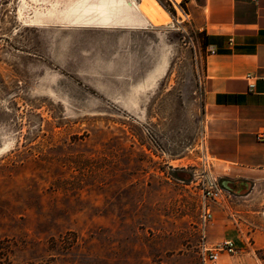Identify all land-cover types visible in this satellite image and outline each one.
<instances>
[{"label": "rangeland", "instance_id": "obj_1", "mask_svg": "<svg viewBox=\"0 0 264 264\" xmlns=\"http://www.w3.org/2000/svg\"><path fill=\"white\" fill-rule=\"evenodd\" d=\"M157 1L170 25L108 28L104 14L143 13L0 0V264H203V158L220 179L204 144L205 40L183 0ZM234 200L214 208L207 241L238 253L207 264H264V242H246L264 239V217L248 226Z\"/></svg>", "mask_w": 264, "mask_h": 264}, {"label": "crops", "instance_id": "obj_2", "mask_svg": "<svg viewBox=\"0 0 264 264\" xmlns=\"http://www.w3.org/2000/svg\"><path fill=\"white\" fill-rule=\"evenodd\" d=\"M183 3L205 38L201 100L206 152L219 180L227 179L222 185L237 194L234 203L246 210L250 226V213L264 217V0ZM103 19L108 28L149 24L143 15L131 22L125 12ZM228 181L238 188L227 186ZM255 234L248 239L264 242ZM235 238L244 242L240 231Z\"/></svg>", "mask_w": 264, "mask_h": 264}, {"label": "built area", "instance_id": "obj_3", "mask_svg": "<svg viewBox=\"0 0 264 264\" xmlns=\"http://www.w3.org/2000/svg\"><path fill=\"white\" fill-rule=\"evenodd\" d=\"M183 12V11H182ZM264 139V134L261 136ZM203 173L204 180L201 185H199V192L202 197L201 202V220H200V229L202 233V241L198 245V254L203 262L207 264L209 262L216 263L220 260V257L223 255L233 256L238 253V247L236 244L227 240L216 245H211L207 241V232L208 229L214 222V208L217 206L227 207L230 202L233 200L234 195L219 183V180L210 177V168L211 163L208 158H203ZM253 239L247 240L248 246L255 250L252 245Z\"/></svg>", "mask_w": 264, "mask_h": 264}, {"label": "bare ground", "instance_id": "obj_4", "mask_svg": "<svg viewBox=\"0 0 264 264\" xmlns=\"http://www.w3.org/2000/svg\"><path fill=\"white\" fill-rule=\"evenodd\" d=\"M126 4L129 5V7L136 8L139 12L143 13L144 19L149 23L153 24L155 26H164V25H170L171 18L169 14L162 8V6L158 3L157 0H143V2L139 5H137L134 0H132V3L129 2V0H125ZM177 3H179L181 0H175ZM131 4L133 6H131ZM182 11L180 10L179 15L182 16Z\"/></svg>", "mask_w": 264, "mask_h": 264}, {"label": "trees", "instance_id": "obj_5", "mask_svg": "<svg viewBox=\"0 0 264 264\" xmlns=\"http://www.w3.org/2000/svg\"><path fill=\"white\" fill-rule=\"evenodd\" d=\"M202 36H203V34H202ZM203 38H204V36H203ZM204 40H205V38H204ZM223 181H227V179L219 180V183L222 185ZM231 193L236 194L234 192H231ZM38 264H54V263L52 261H45V262H41V263H38Z\"/></svg>", "mask_w": 264, "mask_h": 264}, {"label": "flooded vegetation", "instance_id": "obj_6", "mask_svg": "<svg viewBox=\"0 0 264 264\" xmlns=\"http://www.w3.org/2000/svg\"><path fill=\"white\" fill-rule=\"evenodd\" d=\"M227 186H229L230 188H238V185L236 184H232V183H230L229 181H228V185ZM240 187H241V185H239Z\"/></svg>", "mask_w": 264, "mask_h": 264}, {"label": "water", "instance_id": "obj_7", "mask_svg": "<svg viewBox=\"0 0 264 264\" xmlns=\"http://www.w3.org/2000/svg\"><path fill=\"white\" fill-rule=\"evenodd\" d=\"M226 186V185H225ZM227 188V187H226Z\"/></svg>", "mask_w": 264, "mask_h": 264}]
</instances>
